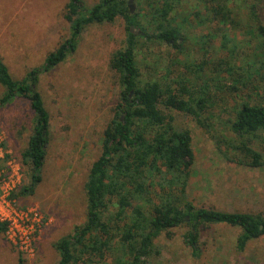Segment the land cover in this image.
I'll return each instance as SVG.
<instances>
[{"label": "rangeland", "instance_id": "obj_1", "mask_svg": "<svg viewBox=\"0 0 264 264\" xmlns=\"http://www.w3.org/2000/svg\"><path fill=\"white\" fill-rule=\"evenodd\" d=\"M84 1L92 6L99 0ZM179 1L172 17L181 21L189 16V22L182 25L181 47L140 37L136 58L141 80L177 81L188 86L196 98L208 99L201 121L189 113L163 108L177 129L192 134L195 162L187 197L198 206L264 213V168L229 162L216 145L217 137L228 133L245 100L264 103V41L251 30L257 23L264 25V0H236L239 10L233 16L239 22L231 23L232 27L209 14L199 0ZM255 1L257 20L248 9ZM66 3L0 0V56L16 79L42 66L47 55L69 36ZM131 3L135 13L147 11L145 0ZM197 4L203 23L194 15ZM137 32L143 33L141 29ZM126 37L127 24L122 17L112 23L92 24L84 30L74 54L41 74L38 89L50 113V141L42 181L31 195L18 192L30 183V169L22 153L32 133L33 111L24 98L0 105V132L9 155L5 163L15 164L21 175L12 202L20 208L37 209L43 222L33 244L34 255L21 253L5 234L0 235V264H19L20 257L22 264H58L56 243L86 221L89 171L101 154L104 130L121 100L119 78L110 62L125 46ZM196 64L202 65L201 74L191 69ZM4 91L0 85V98ZM255 147L264 154V142L257 141ZM186 230L176 227L157 237L146 264H264V236L239 251L240 228L212 225L203 229L200 253L194 254L184 242ZM112 262L113 255H109L95 264Z\"/></svg>", "mask_w": 264, "mask_h": 264}, {"label": "trees", "instance_id": "obj_2", "mask_svg": "<svg viewBox=\"0 0 264 264\" xmlns=\"http://www.w3.org/2000/svg\"><path fill=\"white\" fill-rule=\"evenodd\" d=\"M145 1L147 11L138 14L131 12L129 0H99L92 6L84 0H67L64 17L69 23V36L47 55L42 66L31 69L21 79L12 75L0 56V85L5 88L0 105L24 98L33 111L32 133L22 153L24 164L30 169V183L18 192L31 195L42 181L50 141V113L38 89L41 74L76 52L88 26L112 23L119 17L127 24L125 46L113 54L110 62L119 78L121 100L104 130L101 154L89 171L86 221L56 243L58 264L101 263L109 255H113L111 264H146L157 237L181 226L187 228L183 239L194 254L200 253L203 229L212 225L240 228L236 243L239 251L264 236L263 212L198 206L187 197L195 162L192 134L188 129H177L173 117L164 109L189 113L201 121L208 99L196 98L188 86L177 81L141 80L136 58L139 38H154L180 48L182 25L189 22V16L181 21L172 17L179 0ZM199 1L223 25L238 21L233 16L239 10L236 0ZM256 7V1L248 6L255 20ZM194 15L200 17L198 23L205 21L198 4ZM139 29L142 34L137 32ZM251 30L257 31L264 41V25L257 23ZM191 69L202 73L201 64ZM257 141L264 142V103L245 100L228 133L217 137V149L229 162L263 169L264 154L255 147ZM5 230V224L0 223V235ZM23 261L20 257L19 264Z\"/></svg>", "mask_w": 264, "mask_h": 264}, {"label": "built area", "instance_id": "obj_3", "mask_svg": "<svg viewBox=\"0 0 264 264\" xmlns=\"http://www.w3.org/2000/svg\"><path fill=\"white\" fill-rule=\"evenodd\" d=\"M6 155L4 137L0 132V223L5 224V235L21 253L34 255L33 244L41 231L42 217L37 209L20 208L12 202V192L21 175L15 164L5 163Z\"/></svg>", "mask_w": 264, "mask_h": 264}, {"label": "water", "instance_id": "obj_4", "mask_svg": "<svg viewBox=\"0 0 264 264\" xmlns=\"http://www.w3.org/2000/svg\"><path fill=\"white\" fill-rule=\"evenodd\" d=\"M129 8H130V10H131V12H134V6H133V4L131 3V0H129Z\"/></svg>", "mask_w": 264, "mask_h": 264}]
</instances>
